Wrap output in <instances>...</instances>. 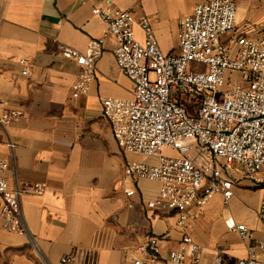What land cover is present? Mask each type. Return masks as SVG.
Instances as JSON below:
<instances>
[{
    "label": "crops",
    "instance_id": "1",
    "mask_svg": "<svg viewBox=\"0 0 264 264\" xmlns=\"http://www.w3.org/2000/svg\"><path fill=\"white\" fill-rule=\"evenodd\" d=\"M112 6H108V2ZM208 0H0V116L21 111L24 118L0 126V159L10 164V187L44 185V195L27 194L21 207L26 235L3 229L0 198V264H135L156 240L157 264L182 246L173 212L147 204L160 183L130 180L126 165L145 160L125 153L103 116L102 100H131L133 82L115 58L117 40L108 35L94 8L146 16L165 54L178 52L180 25L198 4ZM237 32L264 41V0H238ZM142 41L143 32L135 27ZM93 40L104 41L96 79L88 94L74 98L81 68L66 59L67 46L85 52ZM30 65L22 75L20 62ZM10 144L14 147L10 148ZM167 153V152H166ZM136 189L129 198L126 189ZM264 183L244 180L225 204L216 196L203 210H193L194 241L203 248L200 264H236L250 250L261 259L258 244L264 226L258 211ZM244 224L243 239L231 230ZM182 264H193L187 258Z\"/></svg>",
    "mask_w": 264,
    "mask_h": 264
},
{
    "label": "built area",
    "instance_id": "2",
    "mask_svg": "<svg viewBox=\"0 0 264 264\" xmlns=\"http://www.w3.org/2000/svg\"><path fill=\"white\" fill-rule=\"evenodd\" d=\"M237 4L238 0L198 4L181 23L179 49L171 54L159 47L146 16L123 10L92 11L106 26V33L116 38L117 65L134 84L131 100H102L103 116L118 146L145 159L128 162L126 174L130 180L159 182V194L147 208L178 217L182 246L169 254L170 264H182L187 258L200 264L203 248L191 235L193 210H203L218 195L229 204L244 180L264 183V41L237 32ZM135 27L143 32L142 41ZM61 51L81 68L72 87L74 98L88 94L104 41L93 40L83 53L67 46ZM20 65L22 75L29 76L28 62L22 60ZM0 106L6 104L0 102ZM24 117L21 111H11L0 116V126ZM9 168L0 159L3 229L26 235L22 198L44 195L46 188L41 184L10 187L5 178ZM125 194L131 198L136 189H126ZM258 217L264 226V203ZM231 230L250 239L251 230L244 224ZM156 243L152 240L142 251L147 261L135 264H157ZM258 248L264 253V241ZM70 262V257L62 260ZM236 264L264 262L250 250Z\"/></svg>",
    "mask_w": 264,
    "mask_h": 264
},
{
    "label": "rangeland",
    "instance_id": "3",
    "mask_svg": "<svg viewBox=\"0 0 264 264\" xmlns=\"http://www.w3.org/2000/svg\"><path fill=\"white\" fill-rule=\"evenodd\" d=\"M240 81L239 78H237V82ZM167 154H170L171 152L169 151H166ZM261 262H264V253L261 254V259H260Z\"/></svg>",
    "mask_w": 264,
    "mask_h": 264
}]
</instances>
